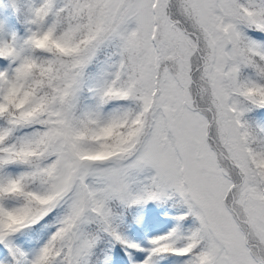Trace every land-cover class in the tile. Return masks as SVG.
<instances>
[{
  "label": "snow or ice",
  "instance_id": "1",
  "mask_svg": "<svg viewBox=\"0 0 264 264\" xmlns=\"http://www.w3.org/2000/svg\"><path fill=\"white\" fill-rule=\"evenodd\" d=\"M0 264H264V0H0Z\"/></svg>",
  "mask_w": 264,
  "mask_h": 264
}]
</instances>
